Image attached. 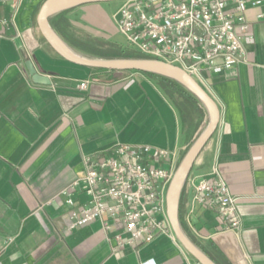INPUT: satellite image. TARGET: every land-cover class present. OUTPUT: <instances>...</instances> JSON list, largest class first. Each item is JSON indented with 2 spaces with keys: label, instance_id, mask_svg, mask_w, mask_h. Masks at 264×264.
Here are the masks:
<instances>
[{
  "label": "crops",
  "instance_id": "crops-1",
  "mask_svg": "<svg viewBox=\"0 0 264 264\" xmlns=\"http://www.w3.org/2000/svg\"><path fill=\"white\" fill-rule=\"evenodd\" d=\"M43 1L22 0L15 15L8 0L0 5V264H141L150 259L198 264L165 235L120 247L114 239L120 225L109 231L99 221L65 227L62 217L70 207L63 197L52 200L85 174L84 155H108L118 143L151 145L175 151L178 166L208 115L191 92L168 78L138 71L98 73L60 57L37 23ZM115 12L94 3L67 11L64 18L77 34L114 42ZM261 14L264 7L249 9L251 28L241 32L248 63L208 74L220 122L180 201L188 234L220 264H264ZM28 60L50 84L33 80ZM85 80L87 88L80 89ZM215 160L237 199L239 233L228 230L215 206L205 202L192 209L193 184L209 174ZM86 198L81 192L74 195L78 202Z\"/></svg>",
  "mask_w": 264,
  "mask_h": 264
},
{
  "label": "built area",
  "instance_id": "built-area-1",
  "mask_svg": "<svg viewBox=\"0 0 264 264\" xmlns=\"http://www.w3.org/2000/svg\"><path fill=\"white\" fill-rule=\"evenodd\" d=\"M8 1L15 15L22 0ZM257 7H264V0H122L114 19L128 48L182 68L209 93L208 74H223L248 63L241 32L251 28L247 13ZM88 83L82 81L79 88L86 89ZM83 164L85 174L52 200L60 202L63 197L70 207L62 217L68 230L99 221L107 231L120 225L114 237L120 247L149 244L165 235L185 251L167 215V191L177 168L175 151L118 143L108 155H84ZM193 186L192 209L205 202L215 206L228 230L239 233L237 199L216 160L209 174ZM77 192L86 195L84 202L74 199ZM141 264L156 263L150 259Z\"/></svg>",
  "mask_w": 264,
  "mask_h": 264
},
{
  "label": "water",
  "instance_id": "water-1",
  "mask_svg": "<svg viewBox=\"0 0 264 264\" xmlns=\"http://www.w3.org/2000/svg\"><path fill=\"white\" fill-rule=\"evenodd\" d=\"M122 0H44L37 14L40 32L52 49L66 61L90 69L108 71H138L168 78L191 92L207 111V123L191 144L178 164L167 191V215L172 230L185 249L198 264H218L185 231L180 219V201L191 170L200 153L217 130L220 109L215 99L182 68L153 58H98L85 54L71 46L53 27L51 20L77 7L109 3ZM29 74L35 82L48 83L50 80L40 74L33 63L26 62Z\"/></svg>",
  "mask_w": 264,
  "mask_h": 264
},
{
  "label": "trees",
  "instance_id": "trees-1",
  "mask_svg": "<svg viewBox=\"0 0 264 264\" xmlns=\"http://www.w3.org/2000/svg\"><path fill=\"white\" fill-rule=\"evenodd\" d=\"M65 14L66 12L55 16L51 20V22H52L53 27L59 32V34L75 49L85 54H88L90 56L98 57V58H142L144 57L142 54L138 52L123 49L121 45L115 42L98 40V39L91 38L89 36H82V35L77 34V32L71 26L70 21L64 18ZM93 71L98 72V73L113 72V71L102 70V69H93ZM177 86L182 88L179 85ZM180 219H181V223L185 231L188 233V230L186 229V226L182 220L181 213H180ZM192 239L194 240V238ZM194 241L199 245V243L196 240Z\"/></svg>",
  "mask_w": 264,
  "mask_h": 264
},
{
  "label": "rangeland",
  "instance_id": "rangeland-1",
  "mask_svg": "<svg viewBox=\"0 0 264 264\" xmlns=\"http://www.w3.org/2000/svg\"><path fill=\"white\" fill-rule=\"evenodd\" d=\"M106 4V7H107V9H108V11L109 12H115L118 8H119V6H120V4H121V1H115V2H109V3H105ZM117 25V24H116ZM117 30H118V28H117ZM84 33H85V31H83ZM79 34H81L82 36H84L85 34H83V33H79ZM115 43H117V44H119V45H122V46H124V47H127V39H126V37L122 34V33H120L119 31H118V35H117V37H116V40L114 41ZM131 50H133V49H131ZM192 257V256H191ZM193 258V257H192ZM194 259V258H193ZM195 260V259H194ZM196 261V260H195ZM197 262V261H196Z\"/></svg>",
  "mask_w": 264,
  "mask_h": 264
}]
</instances>
